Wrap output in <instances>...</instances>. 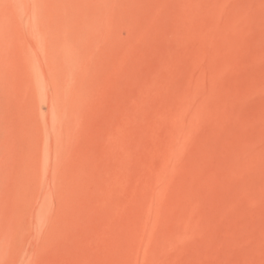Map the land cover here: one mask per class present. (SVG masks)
Listing matches in <instances>:
<instances>
[{
	"label": "rangeland",
	"instance_id": "obj_1",
	"mask_svg": "<svg viewBox=\"0 0 264 264\" xmlns=\"http://www.w3.org/2000/svg\"><path fill=\"white\" fill-rule=\"evenodd\" d=\"M0 264H264V0H0Z\"/></svg>",
	"mask_w": 264,
	"mask_h": 264
}]
</instances>
